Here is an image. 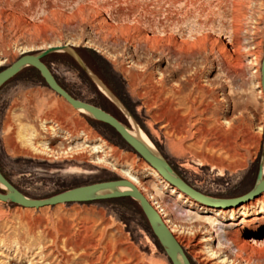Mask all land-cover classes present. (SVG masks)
I'll return each instance as SVG.
<instances>
[{"label": "rangeland", "instance_id": "rangeland-1", "mask_svg": "<svg viewBox=\"0 0 264 264\" xmlns=\"http://www.w3.org/2000/svg\"><path fill=\"white\" fill-rule=\"evenodd\" d=\"M49 46H67L43 61L71 95L105 107L131 130L144 129L195 189L230 199L254 187L264 171V97L258 84L264 0H0V69L23 53L38 54ZM92 52L105 59L114 82H109L111 75L104 74L103 80L97 73ZM43 100L53 104L51 113L37 112ZM192 106L194 136L186 143H198L197 151L217 165L179 153L168 138L174 123ZM92 119L69 106L31 67L23 69L0 89V171L32 198L124 178L109 166L93 164L88 152L57 157L23 147L16 135L25 124L32 125L41 140L48 138L55 150L80 144L84 133L91 139L100 137L118 165H131L141 177L148 173L142 157ZM52 127L59 135L51 137ZM66 134L73 139L69 143L62 140ZM142 179L148 193L161 187L151 176ZM261 197L264 193L256 199ZM193 211L208 216L201 209ZM253 217L255 221L237 227L229 226L232 220L225 221L230 238L239 229L241 244L252 245L246 251L230 241H223L222 251L214 241L212 247L220 251L213 258L202 233L181 234L179 243L193 264H231L226 259L240 256L250 260L245 264H264V217ZM51 233L57 237L56 245ZM67 236L92 245L96 257L104 252L109 264H171L134 200L42 208L0 200V264H69L77 254L66 246ZM57 246L68 259L57 258L53 253Z\"/></svg>", "mask_w": 264, "mask_h": 264}, {"label": "bare ground", "instance_id": "bare-ground-1", "mask_svg": "<svg viewBox=\"0 0 264 264\" xmlns=\"http://www.w3.org/2000/svg\"><path fill=\"white\" fill-rule=\"evenodd\" d=\"M159 83L162 84L163 80L161 79ZM258 84L260 85V89L263 94L262 81L258 82ZM212 98L213 100L217 101L215 96H213ZM46 102L43 100L37 105L36 109L38 113L47 114V112L51 113L53 111L52 110L53 104H49ZM68 104L69 106L73 107L70 103ZM192 109L193 106L188 108L187 113L183 117L178 119L176 123H174L173 131L168 132V138L172 146L175 149H177L179 153L191 154L195 158L199 159L200 162L202 163L217 165V162L212 160V158H210L208 155L197 151L196 145L198 143L196 142L192 144L186 143L187 139L190 136L192 137L194 136V133H192L191 131V125H190V116L193 114ZM79 111L82 112L81 110ZM65 122H69V120L66 119ZM41 127L44 130L47 129L45 121L42 122ZM131 132L136 137L144 140L145 142L153 146L154 144L153 141L147 135L144 129L137 128L136 130H131ZM56 134H58V131L56 130L55 127H52L51 137L56 136ZM82 136H83L82 142L80 144L78 145L75 144L74 146H68L66 149L60 148L58 150H55L54 147L49 145L50 140L48 138L45 141L40 139V133L37 132V130L32 125L30 126V125L21 124L20 128L18 129L16 139L20 142V144L23 147L35 153L47 154L49 156L55 155L58 157L61 155L63 157L64 156L70 157L73 155V153L88 152L89 159L93 164L106 165L111 167L112 169H115L117 172H119L118 174H120L122 177H124V179H127L132 184H134L145 195V197L157 210L158 214L161 216L164 223L169 227L171 232L176 235L175 237L177 238L178 242H182L180 237L181 234L187 233L195 237L198 233H202L204 234L202 240L203 242H205L207 249H209V252H211L210 256H212L213 258L217 257L218 252L220 250L223 251V245H224L223 241H228V242L230 241L229 244L231 243L237 245L241 249V251H246L245 249H247L250 246L248 244H244V245L241 244L242 242L240 240V235L243 233L239 229H236L234 238H230L229 235H231V230H229V227L225 225V221H227V219L232 220L229 226L237 227L240 224H243L247 221L248 222L255 221L256 218L253 216H255L256 214H261V216L264 217V197H261L259 199H256L257 198L256 197L255 200L251 199L254 201L250 202V204L241 203L245 205L238 204L232 206L231 208H225L219 206L218 204H214V205L205 204L185 194L177 186L170 184L161 175V173L156 168L152 167L149 163L146 164L145 166L146 171L148 173L141 177L140 175H138L137 171H135L131 167V165L128 164L118 165L117 161L112 158L113 155L107 149L108 148L107 144L102 138L98 137L96 139H91L90 136L85 133ZM9 138H7V141L10 140ZM64 139L67 141L71 140L70 136H68L67 134L62 136V140ZM205 144L206 146H211V144L209 143H205ZM61 145L62 144L60 143V146ZM83 157L84 156H81L80 158L83 159ZM145 176H151L155 180L159 181V184H161L160 189H155L154 193L152 194L148 193L147 192L148 189L146 187V181L142 179ZM4 188L5 187L2 184H0V189H4ZM164 189L168 190L170 194L164 195L163 194ZM167 198L170 199L172 203H168L166 201ZM183 204H186V207ZM237 206L239 207L233 208ZM194 208L203 210V212L207 213L208 216L206 217L200 216L198 213L193 211ZM176 220L181 221L180 224L179 223L177 224ZM183 222H185L186 224H184ZM263 228H264V224H263ZM50 236H52L53 243L56 245L57 237L54 236L52 233ZM69 236H67V238ZM214 241H217V245L221 247L220 250H215L212 247V242ZM74 242L70 240V237L69 239H67L66 242V246L70 247L69 250L72 249L77 254V259L71 260L69 264H109L108 262H104V256H105L104 252H101L96 257L95 256L96 251L95 250L93 252L90 251V249L93 248L92 245L85 246L80 241L75 243ZM189 244L190 243H188L187 245ZM250 247H252V245ZM261 250H263V248ZM53 253L60 260L68 259L67 253H65L64 250L58 246L56 247ZM237 261L238 263H236ZM248 261L250 260L244 259V257L242 259L241 256L239 257V259H235V260L226 259V262L227 263L232 262L231 264H245ZM221 262H223V259Z\"/></svg>", "mask_w": 264, "mask_h": 264}, {"label": "water", "instance_id": "water-1", "mask_svg": "<svg viewBox=\"0 0 264 264\" xmlns=\"http://www.w3.org/2000/svg\"><path fill=\"white\" fill-rule=\"evenodd\" d=\"M66 47L67 46H51L38 54L23 53L11 65L0 69V89L16 75H18L23 69L32 67L40 73L46 85L51 90L63 97L75 109L81 110L83 113H86L92 118L113 128L132 150H134L152 167L156 168L170 184L177 186L180 190L192 198L205 204H218L219 206L225 208H231L234 205L255 199L264 193V171L259 172L254 187L247 194L240 197L230 199L215 198L195 189L176 171L171 162L163 155L155 144L151 146L144 140L136 137L116 116L104 110L100 106L75 98L59 83L43 59L50 53L62 50ZM73 53L82 68L84 70H88L82 58L75 51H73ZM261 81L264 94V56L261 62ZM0 184L5 187L4 189H0V200L11 201L21 206L30 208H42L46 206H56L59 204L74 202L84 203L116 198H131L141 207L154 237L170 260L171 264H193L183 246L178 242L175 235L164 223L154 206L145 197V195L127 179L118 178L114 180L80 185L46 198H32L27 196L15 187L1 171Z\"/></svg>", "mask_w": 264, "mask_h": 264}, {"label": "trees", "instance_id": "trees-1", "mask_svg": "<svg viewBox=\"0 0 264 264\" xmlns=\"http://www.w3.org/2000/svg\"><path fill=\"white\" fill-rule=\"evenodd\" d=\"M92 54H93V58H94V60H95V63H96V67H98V70L97 71H99V72H97L100 76H101V78H103V80H105L104 79V74L106 75V76H109L110 77V75L111 74H108L109 73V70L107 69V62L105 61V59H103L100 55H98L97 53H95V52H92ZM31 69H33V70H35L36 71V74L39 76V77H41L42 78V76L40 75V73L36 70V69H34V68H32L31 67ZM43 79V78H42ZM44 80V79H43ZM111 80V81H110ZM110 80H109V82H114V78H113V76L111 75V77H110ZM117 94V96H118V93H116ZM102 107V106H101ZM104 110H106V111H108L105 107H102ZM92 121H96V122H99V123H101L102 125H104L105 127H107L114 135H115V137H117V138H119V139H121V137L117 134V132L113 129V128H111L109 125H107V124H105V123H103V122H101V121H98V120H96V119H92ZM122 140V139H121ZM108 200H119V201H128V200H130V201H132V199H130V198H116V199H108Z\"/></svg>", "mask_w": 264, "mask_h": 264}, {"label": "flooded vegetation", "instance_id": "flooded-vegetation-1", "mask_svg": "<svg viewBox=\"0 0 264 264\" xmlns=\"http://www.w3.org/2000/svg\"><path fill=\"white\" fill-rule=\"evenodd\" d=\"M2 88V87H1ZM57 130V129H56ZM51 134V133H50ZM59 135V134H56ZM53 137V136H52ZM73 139L71 138V140L67 141V143L71 142ZM51 142V141H50Z\"/></svg>", "mask_w": 264, "mask_h": 264}]
</instances>
